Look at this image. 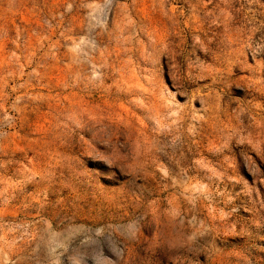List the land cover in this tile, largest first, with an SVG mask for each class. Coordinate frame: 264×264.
Wrapping results in <instances>:
<instances>
[{"label": "rangeland", "instance_id": "rangeland-1", "mask_svg": "<svg viewBox=\"0 0 264 264\" xmlns=\"http://www.w3.org/2000/svg\"><path fill=\"white\" fill-rule=\"evenodd\" d=\"M0 264H264V0H0Z\"/></svg>", "mask_w": 264, "mask_h": 264}]
</instances>
